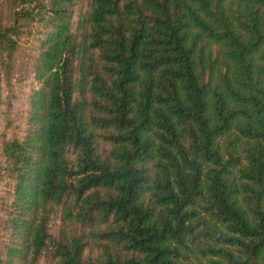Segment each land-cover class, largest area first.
Here are the masks:
<instances>
[{
    "label": "trees",
    "instance_id": "trees-1",
    "mask_svg": "<svg viewBox=\"0 0 264 264\" xmlns=\"http://www.w3.org/2000/svg\"><path fill=\"white\" fill-rule=\"evenodd\" d=\"M0 264H264V0H0Z\"/></svg>",
    "mask_w": 264,
    "mask_h": 264
}]
</instances>
